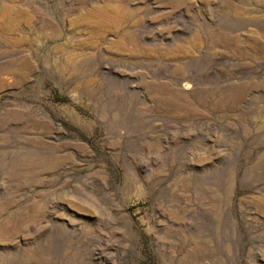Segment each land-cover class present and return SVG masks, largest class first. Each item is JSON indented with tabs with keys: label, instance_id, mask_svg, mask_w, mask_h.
<instances>
[{
	"label": "rangeland",
	"instance_id": "rangeland-1",
	"mask_svg": "<svg viewBox=\"0 0 264 264\" xmlns=\"http://www.w3.org/2000/svg\"><path fill=\"white\" fill-rule=\"evenodd\" d=\"M0 264H264V0H0Z\"/></svg>",
	"mask_w": 264,
	"mask_h": 264
},
{
	"label": "bare ground",
	"instance_id": "bare-ground-1",
	"mask_svg": "<svg viewBox=\"0 0 264 264\" xmlns=\"http://www.w3.org/2000/svg\"><path fill=\"white\" fill-rule=\"evenodd\" d=\"M189 79V78H188ZM183 80V79H182ZM183 81H185V80H183ZM189 83V82H188ZM186 85V84H185ZM186 87V86H185Z\"/></svg>",
	"mask_w": 264,
	"mask_h": 264
}]
</instances>
